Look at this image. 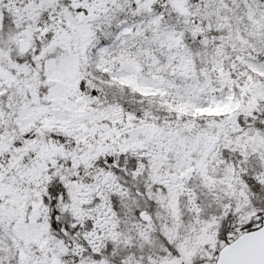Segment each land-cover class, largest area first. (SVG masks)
Instances as JSON below:
<instances>
[{
  "label": "snow or ice",
  "instance_id": "6c2138e0",
  "mask_svg": "<svg viewBox=\"0 0 264 264\" xmlns=\"http://www.w3.org/2000/svg\"><path fill=\"white\" fill-rule=\"evenodd\" d=\"M0 264H264V0H0Z\"/></svg>",
  "mask_w": 264,
  "mask_h": 264
}]
</instances>
